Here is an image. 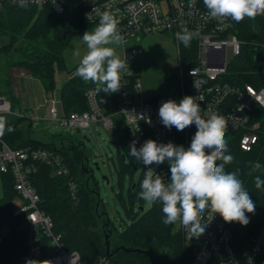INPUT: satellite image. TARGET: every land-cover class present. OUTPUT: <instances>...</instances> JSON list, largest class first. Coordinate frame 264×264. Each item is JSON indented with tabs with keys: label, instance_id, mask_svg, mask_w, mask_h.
Instances as JSON below:
<instances>
[{
	"label": "trees",
	"instance_id": "trees-1",
	"mask_svg": "<svg viewBox=\"0 0 264 264\" xmlns=\"http://www.w3.org/2000/svg\"><path fill=\"white\" fill-rule=\"evenodd\" d=\"M85 9L84 3L78 0L71 1L62 14L54 13L48 6L23 8L0 2V38H7L6 45L0 47V53L4 55V63L9 73L12 68L23 69L40 81L46 93L54 91L56 74L66 70L63 55L65 47L79 32L95 28L86 20ZM233 31L242 41L241 53L233 58L227 74L221 80L238 85L264 86V16H257L254 20L246 17L240 23L235 22ZM178 46L184 65L186 67L194 65L195 39L192 40L190 47H185L181 41ZM260 66H262L261 70ZM76 67L69 72L73 75L59 88L61 102L66 112L89 110L86 93L95 89V85L91 82L85 84L80 77L74 76ZM11 84L10 76L0 79V85H4L10 92ZM168 84V93H177V88L173 89V86L177 85L175 73L169 77ZM2 93L0 89V95L4 96ZM95 94L103 113L111 115L117 112L115 93L109 95L95 92ZM11 97L18 102L13 93ZM235 101L236 99L231 98L229 103L234 104ZM254 117L261 119L264 124V109L255 108ZM117 118L120 119L119 124ZM13 119L15 121H7V125L14 131H6L2 136L9 146L17 149L42 148L55 151L69 167L70 177L53 176L48 165L37 163L38 168L32 175L31 182L40 195V208L54 222V232L61 235L66 250H74L80 254L81 264H95L104 256L115 264L187 263L188 251L181 233L174 229L175 225L166 226L163 223L162 204L157 202L145 208V201L139 196L144 170L134 181L133 170L136 168L134 159L127 162L125 155L119 152L118 163L114 162L120 176L126 172L131 174L127 193L121 191L116 194L115 201L120 204L128 219V221L121 219L122 228H117L109 217L93 178V170L89 167L88 156L80 147L81 144L75 145L71 139H67V144L64 141L66 139L61 137L57 138L59 144L55 141L32 140L21 129H17V124L23 123L28 118L13 116ZM28 129H31L30 122ZM196 131L197 128L194 126L186 136L184 130L177 131L175 127L168 129L161 123L159 129L147 131L146 136L158 143L172 142L187 148ZM241 135V131L225 135L228 152L234 156L233 162L225 165V170L239 171V178L255 204V212L246 213L249 218L246 226H242L239 222H225L219 216L231 229L234 241L238 245L245 244L259 228L264 226V187L261 189L255 187L257 176L264 179V146H259L250 152L243 151L239 147ZM111 137L114 143L125 149L129 148L130 136L120 116L114 118ZM250 162H259L262 165L261 170L253 171ZM161 165L170 180L171 172L167 162ZM1 176L5 190L3 197L0 198V236H2L0 264H26V235L21 228L23 219L13 214L14 180L9 173ZM70 179L77 184V200L71 196ZM4 228H7L6 233L3 232Z\"/></svg>",
	"mask_w": 264,
	"mask_h": 264
},
{
	"label": "built area",
	"instance_id": "built-area-1",
	"mask_svg": "<svg viewBox=\"0 0 264 264\" xmlns=\"http://www.w3.org/2000/svg\"><path fill=\"white\" fill-rule=\"evenodd\" d=\"M73 0H29L28 6H48L56 14H62ZM84 3L85 18L95 27L99 12L108 10L118 19V30L123 37L122 59L128 61L129 71L121 76V88L115 93L118 110L115 114H105L97 103L93 90L86 93L89 110L66 112L61 102L55 100V92L46 96L45 113L41 120H49L68 129L83 130L98 123L105 129L114 127V118L122 117L129 133V143L136 142L139 149L148 140L147 131L159 129L161 121L159 108L168 100L177 103L184 96H200L198 103L201 115L215 111L225 117L226 133L241 131V150L250 152L264 146V124L255 119L254 109H264V86L252 84L238 85L221 78L227 74L233 58L241 53L242 41L233 31L235 21L228 19L220 23L206 18L203 0H78ZM9 5H19V0H0ZM20 6V5H19ZM198 30L194 65L186 67L179 54V66L175 70L177 93L145 98L138 70L134 68L141 50L138 46L127 47L130 41H140L144 35L171 31L176 33ZM230 51V55H228ZM262 67V66H261ZM194 70V72H193ZM193 73V75H192ZM194 80L206 81L200 90L194 87ZM236 99L234 104L229 103ZM14 115L31 118L20 111L14 112L11 102L0 95V116ZM151 121L150 123L148 121ZM195 124L187 127L188 136ZM37 163L51 168L53 176L70 177V170L61 155L42 148H12L0 137V174H11L14 180L13 214L23 219L27 259L51 260L53 264H81L77 251L66 250L61 235L54 232V222L41 208V198L32 185L31 177L37 171ZM143 164V163H142ZM152 167L164 181L170 182L160 164ZM143 170L147 168L143 165ZM69 190L74 200L78 199L77 184L70 179ZM205 226L203 235L191 237L190 232L178 223V231L183 237L188 251L186 264H264V226L259 228L243 245L235 243L233 233L217 214L212 219L205 213L201 220ZM2 236H0V244ZM95 264H115L108 257H100Z\"/></svg>",
	"mask_w": 264,
	"mask_h": 264
},
{
	"label": "clouds",
	"instance_id": "clouds-1",
	"mask_svg": "<svg viewBox=\"0 0 264 264\" xmlns=\"http://www.w3.org/2000/svg\"><path fill=\"white\" fill-rule=\"evenodd\" d=\"M28 3L29 0H19L20 7L27 8ZM203 3L207 10L206 18L220 23L228 19L240 23L246 17L254 20L257 16H264V0H203ZM93 12H97L99 22L93 31H86L81 38L87 50L74 76L80 77L85 84H94L96 93L110 95L121 88V76L129 71L128 61L116 52V47L123 43V37L115 14L108 10L99 12L93 9ZM199 36L198 30L176 33L185 47H190L192 40ZM74 54L81 55L78 50ZM204 83L206 81L194 80V87L200 90ZM200 99V96L186 95L179 103L168 100L159 108L160 121L168 129L175 127L177 131H183L195 124L197 131L189 147L148 139L139 149L133 141L129 152L147 168L140 183V198L148 204H162L163 223L166 226L179 223L188 229L191 237L196 238L205 231L201 220L206 212L211 219L218 214L225 222H239L242 226L249 223L246 213L255 212V204L239 178V171L225 170V165L234 160L225 139V117L215 111L202 116L198 103ZM6 131L14 129L7 125L5 117L0 116V137ZM165 162L171 172L170 182L167 183L149 167ZM250 163L253 171L261 170L259 162ZM255 187H264V179L260 176L255 178ZM26 264H53V261L27 259Z\"/></svg>",
	"mask_w": 264,
	"mask_h": 264
},
{
	"label": "rangeland",
	"instance_id": "rangeland-1",
	"mask_svg": "<svg viewBox=\"0 0 264 264\" xmlns=\"http://www.w3.org/2000/svg\"><path fill=\"white\" fill-rule=\"evenodd\" d=\"M93 30L94 28L92 30L86 29L79 32L65 47L63 55L66 70L56 74H59V85L73 75V73L69 72L78 66L80 59L87 50L86 44L81 38L86 31L91 32ZM176 41L177 40L171 31H165L162 33L146 34L140 41H130L127 43L126 46L128 48L135 45L141 50V54L135 63L134 68L139 72V79L143 86V96L145 98H151L155 95L163 96L168 92V79L174 74L179 66L178 44ZM6 43L7 38L1 37L0 47L6 45ZM77 50L80 52V56L74 54ZM116 52L122 58V45L116 47ZM228 55H230V51H228ZM4 60V55L0 53V79H4L10 75ZM0 89L3 92L2 94H4V96L11 102L14 112H25L21 103L19 101H14L11 97V94L13 93L12 88L10 92V90L5 88L4 85H0ZM54 91H56V89ZM48 93H46V96L49 95ZM55 100L61 102L59 91L55 92ZM45 105L46 102L44 101L40 110L41 115L44 114L43 110H45ZM61 106H63L62 102ZM13 116L6 115V121H15ZM40 116L36 117V119L31 122V129H28V119L23 123H18L17 129H21V131L30 139L38 142L55 141L59 144L60 142L57 138L61 137L66 139L64 141L67 144V139L73 140L75 145L81 144L80 147L83 148L85 155L88 156L89 167L93 170V178L97 183V188L104 204L106 205L109 217L117 228H122L121 219L126 221H128V219L120 204L115 201V198L116 194L121 191L125 194L127 193L131 174L126 172L123 176H120L114 162H116V164L118 163V153L121 152L125 155L127 162H131V160L134 159L136 165V168L133 170L134 181L141 176L143 164L129 154L131 143H129L128 149L114 143L111 137L112 129L107 130L98 123H94L90 128L83 129L80 133H77L76 130L63 128L52 121L41 120ZM119 120L120 119L117 118L118 124ZM4 190L5 187L0 174V198L3 197ZM150 205L151 204L145 202L146 209L149 208ZM178 227L177 223L175 224L174 229L178 230ZM21 228H24V225H21ZM3 232L6 233L7 228H4ZM187 258L188 256L186 259Z\"/></svg>",
	"mask_w": 264,
	"mask_h": 264
},
{
	"label": "crops",
	"instance_id": "crops-1",
	"mask_svg": "<svg viewBox=\"0 0 264 264\" xmlns=\"http://www.w3.org/2000/svg\"><path fill=\"white\" fill-rule=\"evenodd\" d=\"M9 74L12 82L11 88L13 95L21 103L22 108L25 110L24 113L28 116H31V118H29V122L31 123L34 119H36V117L41 115L40 110L42 103L46 100V91L38 79L32 77L27 71L23 69L12 68ZM58 75H56V91H59L60 86L63 84L61 83L59 85ZM153 97L157 96L155 95ZM43 111L45 113V110Z\"/></svg>",
	"mask_w": 264,
	"mask_h": 264
},
{
	"label": "water",
	"instance_id": "water-1",
	"mask_svg": "<svg viewBox=\"0 0 264 264\" xmlns=\"http://www.w3.org/2000/svg\"><path fill=\"white\" fill-rule=\"evenodd\" d=\"M261 69H262V67L260 66V70H261ZM76 131H77V133H80V132H81V130H79V129L76 130Z\"/></svg>",
	"mask_w": 264,
	"mask_h": 264
}]
</instances>
